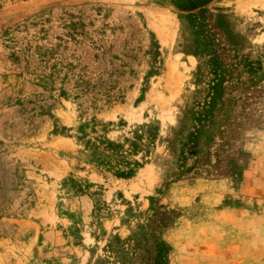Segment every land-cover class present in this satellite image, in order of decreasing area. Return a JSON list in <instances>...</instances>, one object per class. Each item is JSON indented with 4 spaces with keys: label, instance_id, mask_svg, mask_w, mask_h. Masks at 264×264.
I'll use <instances>...</instances> for the list:
<instances>
[{
    "label": "rangeland",
    "instance_id": "obj_1",
    "mask_svg": "<svg viewBox=\"0 0 264 264\" xmlns=\"http://www.w3.org/2000/svg\"><path fill=\"white\" fill-rule=\"evenodd\" d=\"M177 3L0 0V264H126L154 202L169 264H264V0Z\"/></svg>",
    "mask_w": 264,
    "mask_h": 264
},
{
    "label": "trees",
    "instance_id": "obj_2",
    "mask_svg": "<svg viewBox=\"0 0 264 264\" xmlns=\"http://www.w3.org/2000/svg\"><path fill=\"white\" fill-rule=\"evenodd\" d=\"M176 5L180 10H196L195 15H192L191 18L198 25L197 28L205 33V37L209 38L208 33L211 25L207 20L210 16L206 8H199L203 4L199 3V0H178ZM221 67L222 65L215 64V68ZM220 83L215 88L216 94L222 91ZM212 109L210 106H206L201 108V112L196 113L198 116L196 120L199 124L190 136L194 147H196L200 136L204 134L205 124H210L206 118L213 114ZM138 166L139 163L133 161L130 164L125 163V165L118 164L116 167L119 169V176L129 177L133 174V168ZM178 216L179 214L175 210H170L157 202L152 203L145 213L144 219L135 225V228L131 230V235L124 242L128 246L127 253L130 255L126 264H169L171 246L165 240L164 234L174 225Z\"/></svg>",
    "mask_w": 264,
    "mask_h": 264
}]
</instances>
